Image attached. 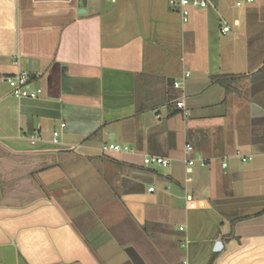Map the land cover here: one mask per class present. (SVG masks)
Listing matches in <instances>:
<instances>
[{"label":"crops","instance_id":"1","mask_svg":"<svg viewBox=\"0 0 264 264\" xmlns=\"http://www.w3.org/2000/svg\"><path fill=\"white\" fill-rule=\"evenodd\" d=\"M210 1L0 0V76L42 89L0 81V264H264V0Z\"/></svg>","mask_w":264,"mask_h":264},{"label":"built area","instance_id":"2","mask_svg":"<svg viewBox=\"0 0 264 264\" xmlns=\"http://www.w3.org/2000/svg\"><path fill=\"white\" fill-rule=\"evenodd\" d=\"M171 5L178 6L180 8L181 15L183 17L184 21H188L190 16V7H197L200 9H206L210 6L211 1L210 0H169ZM255 0H237L236 5L237 7H242L245 4H251ZM230 30L229 26H226L222 29L223 32H228ZM190 76V73L187 72L184 75V79L188 78ZM183 79V80H184ZM182 81H174L173 88L175 89H182L184 82ZM0 81L5 82L9 85V87L12 90V94L18 98V99H37L41 93L42 89L40 88H33L31 86V77L26 72H19L11 75H2L0 76ZM185 97L182 96L180 99L175 100L176 107L180 109L183 113L184 117H189L190 112L187 109L186 103H185ZM65 124L61 125V128H64ZM60 135L59 131H54L53 133V139L54 142H57L58 137ZM31 142L34 144L37 140L40 139L39 136L32 135ZM104 151H114V152H126L130 151V148L125 145L117 144V143H111L107 144L103 147ZM194 153V147L191 144H186L185 146V162L188 166H194L195 164L199 163L200 165H206V161L202 157H195L191 156ZM243 161H246L245 158H242ZM144 165L150 166V165H158V166H167L169 165L170 161L169 159L160 157V156H154V155H147L144 157ZM227 166L226 163L223 164V168ZM149 192H153L154 188L150 187L148 189Z\"/></svg>","mask_w":264,"mask_h":264},{"label":"water","instance_id":"3","mask_svg":"<svg viewBox=\"0 0 264 264\" xmlns=\"http://www.w3.org/2000/svg\"><path fill=\"white\" fill-rule=\"evenodd\" d=\"M86 7H87V0H80V8H82V9H80L79 10V13L80 14H82V13H85L86 11ZM33 77H31V79H32ZM221 246V243H218L217 244V246H216V248H219Z\"/></svg>","mask_w":264,"mask_h":264},{"label":"trees","instance_id":"4","mask_svg":"<svg viewBox=\"0 0 264 264\" xmlns=\"http://www.w3.org/2000/svg\"><path fill=\"white\" fill-rule=\"evenodd\" d=\"M226 78H227L226 76H223V77H220V78H215V80L220 82V83H223Z\"/></svg>","mask_w":264,"mask_h":264},{"label":"rangeland","instance_id":"5","mask_svg":"<svg viewBox=\"0 0 264 264\" xmlns=\"http://www.w3.org/2000/svg\"><path fill=\"white\" fill-rule=\"evenodd\" d=\"M192 8H194V7H190V9H192ZM196 9H198L197 7H196ZM84 203V202H83ZM83 205H87V203H84Z\"/></svg>","mask_w":264,"mask_h":264}]
</instances>
